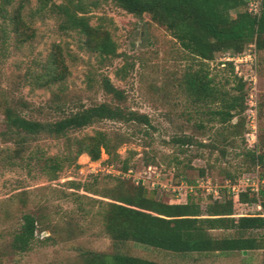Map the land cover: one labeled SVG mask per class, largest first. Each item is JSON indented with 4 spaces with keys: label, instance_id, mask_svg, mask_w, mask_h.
Returning a JSON list of instances; mask_svg holds the SVG:
<instances>
[{
    "label": "rangeland",
    "instance_id": "obj_1",
    "mask_svg": "<svg viewBox=\"0 0 264 264\" xmlns=\"http://www.w3.org/2000/svg\"><path fill=\"white\" fill-rule=\"evenodd\" d=\"M69 2L91 27L108 32L116 56L101 59L85 47L83 35L61 29L54 6ZM259 3L249 2L248 11L258 12ZM17 9L35 34L22 44L12 30ZM248 52L255 54L254 62L238 65L237 72L225 60ZM55 53L63 58L65 78L37 87L31 75L40 73ZM198 70L223 96L245 94L244 110L238 107L230 120L221 122L219 99L201 101L185 88V74ZM250 76L251 84L243 79ZM102 77L123 91L120 107L145 114L151 127L104 120L70 132L71 138H80L100 131L123 142L116 157L101 151L91 160L80 154L54 178L42 171L37 157L66 156L65 139L40 136L16 155V145L6 137L4 102L25 117L57 120L74 107L114 104L100 86ZM238 79L245 84L240 92ZM250 95L256 102L254 131L248 118ZM20 102L26 107L15 105ZM51 104L61 109L55 111ZM183 139L190 143L182 144ZM258 154H264V48L258 50L254 41L241 52L221 51L202 61L186 53L149 14L136 17L113 0H0V264H79L85 251L120 252L163 264H264V230L254 233L263 238L262 248L248 253L177 254L130 241L114 244L103 226L111 195L136 186L151 199L184 203L188 196L202 207L214 201L212 190L237 186L248 195L244 202L234 198L235 216L256 214L260 208L249 200L257 194L247 189H264V170L253 160ZM23 214L36 219L35 241L29 251L14 254L9 243Z\"/></svg>",
    "mask_w": 264,
    "mask_h": 264
},
{
    "label": "trees",
    "instance_id": "obj_2",
    "mask_svg": "<svg viewBox=\"0 0 264 264\" xmlns=\"http://www.w3.org/2000/svg\"><path fill=\"white\" fill-rule=\"evenodd\" d=\"M43 1V0H39ZM125 12L140 17L149 14L151 20L164 27L180 47L195 59L211 60L215 53L232 50L241 52L249 43L255 42L257 49L264 48V0H260L258 12L248 11L251 0H113ZM61 17L63 30L77 31L85 37V47L97 53L101 59L116 56L115 45L108 32L89 25L88 18L79 14L77 6L60 4L54 6ZM232 12L235 14L232 16ZM12 30L19 44L34 37V30L23 20L17 9L12 18ZM203 63V62H202ZM42 71L31 75L37 87H51L62 83L66 66L57 53L51 54L42 65ZM185 88L201 101L219 99L222 109L216 111L221 122L231 119V112L238 107L244 110L245 94L225 97L211 85L202 70L185 74ZM237 90H243L244 82L237 80ZM103 92L115 102L79 106L63 112V116L53 121H42L22 115L20 109L9 102L2 105V117L8 136L16 145V155L24 151V145L31 139L48 136L65 139L66 156L39 158L44 173L54 178L66 162H72L80 154H87L97 160L101 151L109 157H116L115 150L122 144L120 136L110 138L104 132L71 138L70 132L81 130L104 120L151 127L149 118L131 110H124L120 103L125 96L107 77H102ZM219 94V97H218ZM55 102L58 94L53 95ZM244 103V104H243ZM26 107L24 102L19 104ZM64 105V104H63ZM53 107V108H52ZM51 109L61 107L51 104ZM190 143L183 139L182 144ZM264 170V154L253 157ZM126 169V168H125ZM187 187L191 185L187 184ZM247 190H250L248 188ZM211 191L213 202L202 207L191 197L184 203H169L148 198L142 186L130 192L113 193L112 203L103 216V226L114 244L134 242L155 249L177 254H225L243 253L262 248L263 238L254 233L264 230V189L258 188L250 203H257L260 211L256 214L235 216L234 198L240 202L247 200V192L233 193L229 188ZM37 222L31 214H23L21 223L12 234L9 248L14 254L30 250L35 241ZM213 231L220 236L212 234ZM79 264H163L134 257L120 252L97 253L85 251L80 254ZM246 264V263H240Z\"/></svg>",
    "mask_w": 264,
    "mask_h": 264
},
{
    "label": "built area",
    "instance_id": "obj_3",
    "mask_svg": "<svg viewBox=\"0 0 264 264\" xmlns=\"http://www.w3.org/2000/svg\"><path fill=\"white\" fill-rule=\"evenodd\" d=\"M254 1H257V0H251L250 1V6H253L254 4ZM250 11V10H249ZM257 10L254 9V13H257L256 12ZM253 48H255L253 46ZM226 61H228L229 63H233L234 64V67L236 69V72H237V69H238V65H241V66H244V65H251L254 60H255V54L253 52H248L246 54H243V55H238V56H227L225 58ZM252 62V63H251ZM245 81H249L250 84L254 82V77L250 76L248 79L247 78H243ZM248 104H249V109H248V118L250 119V128L252 131L255 130V115H256V102L253 98L252 95L249 96V101H248ZM251 137H253V134H250ZM247 181H249L247 179ZM253 185V184H252ZM230 189L231 192L233 193H238L239 190L237 188V186H230L228 187ZM189 190H191V187H188ZM251 191H257L258 190V187H254L252 186V188H250ZM214 191V195L217 196V192L216 190H213Z\"/></svg>",
    "mask_w": 264,
    "mask_h": 264
},
{
    "label": "water",
    "instance_id": "obj_4",
    "mask_svg": "<svg viewBox=\"0 0 264 264\" xmlns=\"http://www.w3.org/2000/svg\"><path fill=\"white\" fill-rule=\"evenodd\" d=\"M243 253H245V252H243Z\"/></svg>",
    "mask_w": 264,
    "mask_h": 264
}]
</instances>
